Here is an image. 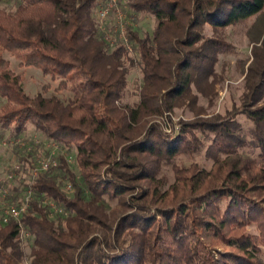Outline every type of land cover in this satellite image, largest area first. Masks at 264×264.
Segmentation results:
<instances>
[{"label":"trees","instance_id":"trees-1","mask_svg":"<svg viewBox=\"0 0 264 264\" xmlns=\"http://www.w3.org/2000/svg\"><path fill=\"white\" fill-rule=\"evenodd\" d=\"M10 1L14 12L0 7V131L19 139L32 126L57 143L61 155L58 167L27 185L32 201L21 224H3L2 209L0 264H264V0H126L132 16L155 21L152 33L127 30L142 74L134 107L124 98L136 61L123 44L103 39L98 0ZM239 25H248L253 46L241 106L225 116L182 122L176 136L150 125L153 116L194 106L193 87L205 94L218 56L232 50L219 34ZM6 52L71 95L47 97L48 86L28 95ZM238 116L252 124L250 130L243 131ZM199 135H213L211 150L226 158L215 154L211 172L173 165L203 149ZM30 146L35 162L36 145ZM251 146L262 162L240 154ZM65 152L75 154L69 157L79 175ZM170 163L177 178L164 190L159 174ZM13 181L8 205L22 198L24 183ZM84 185L93 201L85 198ZM105 198L129 212L113 218L100 204ZM45 200L70 215L52 219ZM250 225L257 235L248 233ZM220 244L229 251L219 252Z\"/></svg>","mask_w":264,"mask_h":264},{"label":"rangeland","instance_id":"rangeland-1","mask_svg":"<svg viewBox=\"0 0 264 264\" xmlns=\"http://www.w3.org/2000/svg\"><path fill=\"white\" fill-rule=\"evenodd\" d=\"M0 7L6 9L9 12H14L17 8L16 3L10 0H0ZM129 20L130 24H125V30L129 31L131 28L137 30L144 35L145 33H152L155 28L154 19L147 15H137L132 16ZM115 24V23H113ZM117 25V24H116ZM248 25H239L236 27H230L219 34L228 44L231 45L232 50L218 56V62L215 66L216 77H212L208 80V83L203 84L205 94L198 93L196 88L193 87L194 96L198 98V101L190 102L192 105L189 106L186 104L180 108H177L172 113H165L164 115H157L150 118L148 121L149 124H159L161 125L163 131L171 136H176L181 132V123L182 122H191L198 118H212L214 116L220 115L225 116L227 113L232 112L235 108L241 106V96L245 91V76L247 69L251 62L252 49L253 46L250 43V40L247 36ZM127 31V32H128ZM208 36L212 35V31L208 28L206 31ZM115 36H118L115 32ZM133 52L130 53L136 63L133 68L130 69V74L128 77L129 85L126 91L124 98V103L134 107L139 101L140 87L142 85V74L141 66H139V54L136 53L133 48ZM4 58L10 62L12 70L22 76L23 87L26 93L30 96H34L39 92H42L44 86H48L49 92L46 94L47 97L52 95H60L63 99H67L71 94L68 91L58 90L59 82L52 81L50 77H46L42 72L34 66H21L20 61L14 56L13 53L6 52ZM250 60V62H249ZM207 93V96H206ZM193 100V98H191ZM4 102L0 99V106ZM237 122L240 123L243 127V131L247 132L252 127V124L244 117L238 116ZM149 126V125H148ZM201 141L203 142V149L197 154H183L177 157L173 161V165L177 164L181 168L188 169L191 166L197 165L201 169L211 172L214 169L216 156L218 159L223 160L226 158V155L215 153L216 150H211L213 146V135H210L208 138H205L203 135H199ZM42 141L48 143V140L44 139L40 134H38L32 126L19 138H13V135L10 131H0V181L4 182L7 179V176L11 173V169L17 164L21 163L24 168L23 174L21 176H16L19 180L17 184H23L21 186L20 196L25 197V193L29 190V185L32 179V169L34 157H30L29 154L32 152L27 149V147L21 146L19 143L24 142L28 146L35 143L36 141ZM248 140L251 141V138L248 136ZM37 147V148H36ZM34 146L36 149V158L46 156L49 153V148L47 146ZM39 150V151H38ZM34 152V153H35ZM61 154V153H60ZM63 154V152H62ZM66 154V152H65ZM240 154L250 156L254 159H257L258 162H262V159L259 157V150L255 147H248L240 151ZM67 155V154H66ZM74 155V153H68L67 158L70 162L72 170L79 175V169L77 167V162L75 158L69 157ZM30 157V158H29ZM25 158H29V162H26ZM173 165L164 164L162 170L159 174V177H162V181L166 183L164 190H167L171 185L176 182V174L173 171ZM80 181V180H79ZM4 189L0 190V216L5 207L8 205L9 201H6L8 198H4V192L9 191L14 185V181L11 180L9 183L4 182ZM85 186V185H84ZM9 195V194H8ZM85 198L87 200L93 201L94 197L87 190L85 186ZM100 204L104 207V211L107 214L115 213L113 218H119L129 212L128 208H123L117 200L109 201L108 199H103ZM59 216L54 212L52 208V219H56ZM247 231L250 234L257 235L258 230L256 226L250 225L247 227ZM26 234V233H25ZM101 235V233H100ZM26 236V252L27 254L31 251L32 241L27 239ZM218 251L221 253L228 252L229 248L220 244L218 245ZM28 264V262L26 263Z\"/></svg>","mask_w":264,"mask_h":264},{"label":"built area","instance_id":"built-area-1","mask_svg":"<svg viewBox=\"0 0 264 264\" xmlns=\"http://www.w3.org/2000/svg\"><path fill=\"white\" fill-rule=\"evenodd\" d=\"M131 12L126 4V0H98V8L96 11V20L98 23L99 32L102 34L103 39L110 43L111 45L120 43L123 44L129 53H132L133 46L129 40L127 31L125 30V24H130L127 18L132 20ZM115 23V24H113ZM117 24V25H116ZM115 32L118 36H115ZM21 146L27 147L29 151H32L33 147L28 146L24 142L19 143ZM36 146L42 147L47 146L49 148V153L46 156L36 158L34 163V168L32 169V179H35L41 172H49L52 168H56L59 165V157L61 149L59 145L55 142L48 141L44 143L40 140L35 142ZM36 150V149H34ZM33 150V151H34ZM23 167L21 163H17L12 169L9 176H7L6 183L14 180L16 176H21L23 174ZM3 182V183H4ZM71 191V187L66 188ZM9 191L4 192L3 197L7 198ZM32 190L25 193V197L21 198L18 204H10L5 207L4 214L2 216V223L7 225L11 219H14L21 224L23 216L28 212L30 203L32 201ZM45 204H48L53 208L54 212L62 215L63 217H68L70 213L60 208L54 202L50 200H45Z\"/></svg>","mask_w":264,"mask_h":264}]
</instances>
